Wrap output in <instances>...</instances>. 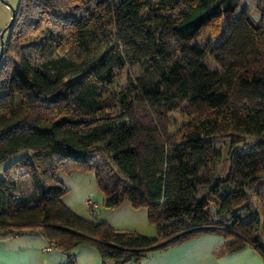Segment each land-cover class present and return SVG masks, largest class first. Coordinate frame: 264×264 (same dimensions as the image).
<instances>
[{
  "label": "trees",
  "instance_id": "16d2710c",
  "mask_svg": "<svg viewBox=\"0 0 264 264\" xmlns=\"http://www.w3.org/2000/svg\"><path fill=\"white\" fill-rule=\"evenodd\" d=\"M253 1L257 15L241 0H18L0 59V163L11 159L0 239L38 232L64 252L87 243L103 264H139L214 232L225 251L264 258V3ZM125 68L137 72L114 87ZM170 112L185 117L174 131ZM209 137L228 141L225 174ZM73 169L96 170L106 207L145 208L157 235L74 213L56 178Z\"/></svg>",
  "mask_w": 264,
  "mask_h": 264
},
{
  "label": "crops",
  "instance_id": "0c3cea01",
  "mask_svg": "<svg viewBox=\"0 0 264 264\" xmlns=\"http://www.w3.org/2000/svg\"><path fill=\"white\" fill-rule=\"evenodd\" d=\"M254 189L264 199V178L255 183ZM228 242L221 234L202 233L150 252L139 264H264V258L251 246L225 251ZM70 259L72 264H103L97 249L87 243L64 252L53 247L38 232H24L0 239V264H69ZM120 264L135 263L126 261Z\"/></svg>",
  "mask_w": 264,
  "mask_h": 264
},
{
  "label": "rangeland",
  "instance_id": "374dc122",
  "mask_svg": "<svg viewBox=\"0 0 264 264\" xmlns=\"http://www.w3.org/2000/svg\"><path fill=\"white\" fill-rule=\"evenodd\" d=\"M253 2V0H241L240 10L245 8L252 14H259L257 8L252 5ZM258 2L264 3L262 0H258ZM17 3L18 0H0V34L5 26L9 23L12 14V8H16ZM210 35L211 32L206 31L192 42L202 44ZM6 37L7 32L4 33L3 39H6ZM18 54L30 56L32 52L27 47V45L23 44L18 50ZM209 65H211L214 69H217V65L214 62L210 61ZM136 72L137 70L135 68H125L121 73L116 75L114 87L117 88L125 86L129 77L134 75ZM168 117L170 118L171 122L170 130L172 131L177 129L181 123L185 121V117L177 112H170ZM209 138L214 143L216 149L219 150L224 156V158H221L220 161L215 165L214 174H225L229 167V161L227 158H225L228 150V141L214 137ZM248 141H253V139H248ZM246 145L248 147L251 145V143H247ZM242 148L243 145L239 144L236 150H240ZM95 159L97 160V158ZM10 161L11 159H8L7 161L0 163V177H2L3 169L9 165ZM99 168L102 169V167ZM56 178L65 188L68 189V191L62 197L63 203L67 205L74 213L83 217L84 219L93 222H105L112 227H114L113 225H119L122 227L120 229L134 230L147 237H155L157 235L154 225L150 223L147 218V212L145 208H133L127 200L123 201L114 208H108L104 205L105 195L97 185L96 170L73 169L69 172L58 171ZM248 193L249 207L252 211H255L257 210L256 206H259V203L254 201V197L250 191H248ZM87 200H90L94 204L89 205ZM251 217L252 216H250V218Z\"/></svg>",
  "mask_w": 264,
  "mask_h": 264
},
{
  "label": "water",
  "instance_id": "95a60500",
  "mask_svg": "<svg viewBox=\"0 0 264 264\" xmlns=\"http://www.w3.org/2000/svg\"><path fill=\"white\" fill-rule=\"evenodd\" d=\"M14 19H15V8H12L11 19H10L9 23L5 26V28L1 31V34H0V59L2 58L3 52H4V39H3V35H4L5 31L8 28H10V26L12 25Z\"/></svg>",
  "mask_w": 264,
  "mask_h": 264
},
{
  "label": "built area",
  "instance_id": "2783aa9c",
  "mask_svg": "<svg viewBox=\"0 0 264 264\" xmlns=\"http://www.w3.org/2000/svg\"><path fill=\"white\" fill-rule=\"evenodd\" d=\"M87 203L90 205H93L94 203H92L90 200H87Z\"/></svg>",
  "mask_w": 264,
  "mask_h": 264
}]
</instances>
